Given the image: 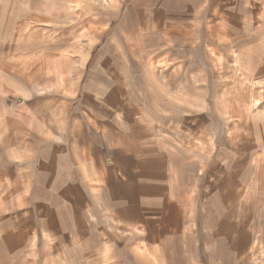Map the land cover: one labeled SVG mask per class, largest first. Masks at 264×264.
Listing matches in <instances>:
<instances>
[{"label": "crops", "instance_id": "0c3cea01", "mask_svg": "<svg viewBox=\"0 0 264 264\" xmlns=\"http://www.w3.org/2000/svg\"><path fill=\"white\" fill-rule=\"evenodd\" d=\"M225 2L0 0V264H245L253 230L264 262L246 181L234 207H210L247 156L244 144L214 140L226 110L212 103V76L200 79L202 105L199 77L185 78L194 111L170 112L167 124L160 87L182 90L146 75L151 51L181 26L171 9L194 10L218 58L264 67V0ZM211 5L218 14L202 21ZM191 37L188 52L201 42Z\"/></svg>", "mask_w": 264, "mask_h": 264}, {"label": "rangeland", "instance_id": "374dc122", "mask_svg": "<svg viewBox=\"0 0 264 264\" xmlns=\"http://www.w3.org/2000/svg\"><path fill=\"white\" fill-rule=\"evenodd\" d=\"M236 2L237 0H226L225 3L227 6L233 7L237 4ZM214 7L211 5L204 12L205 14L201 16L202 21L204 19L206 20L208 15L210 22L216 17L211 14L216 9ZM171 11L175 14H182L183 20L176 22L181 23V26L177 27L175 32L172 31L170 37L167 36L164 45L160 46L161 49L158 48L154 52L151 51L149 64L153 65V69L146 70V75L152 78L156 72V77L160 76L165 78L168 83L172 81L174 83V80L178 81L176 91L179 92V89H181L182 92H179V98L178 93L173 94L174 88L172 89V86L167 85V89L164 88L165 92L162 91L163 86H161L158 101L160 103V112H166L167 124H173V116L169 115L170 112L194 111L189 107V104L195 102L190 101L188 98L190 93L192 96L194 94V85L187 83V79L185 78L199 77L197 90L198 100L196 103L202 105L205 103L204 91L206 89L204 88L206 86L201 83L200 79L201 77L205 79L206 77L210 78L212 76L213 86H210L213 89L214 100L212 103H214L215 107L219 104L218 107L221 110L222 108L226 110V112H219L223 116L220 118L216 117L215 119L212 128L214 136L216 137L214 140L218 141L219 144H224L225 142L235 146L239 144L243 146L244 144L247 156L244 159L238 160V164H236V161L232 163L235 165L229 166L231 174L229 184H225V190H214L217 193L212 196L210 207H213L214 210L230 206L232 208L239 200L242 201L241 193H238L237 188L244 180L246 181V221L249 225L253 223V226L254 223L258 226L262 222L264 226V157H260L261 159L257 157L258 155L253 157V153L256 151H264V67H254L253 61L246 59L244 67L236 69L234 65L235 55H231V58L229 56H226L227 58L225 59L218 58L220 54L217 51L220 46L212 44V40L209 38L208 42L207 39L205 40V22H203V26L195 27L194 25L198 23L189 20L194 10H183L179 12L177 9H171ZM218 12L219 9L217 8L215 14H218ZM186 17L187 19H185ZM228 18L229 16H226L227 22ZM89 30L91 29L86 30L87 34ZM192 34L197 36L198 40L201 39V42H199L196 50L188 52L189 48H191V43L195 42V37H191L193 36ZM93 40L94 38H85V47L91 45ZM78 55V53H71V56ZM156 55L157 57H154ZM221 60H225L224 67H221V64H223ZM180 64L182 67H179ZM228 64L232 67H227L229 66ZM205 65L209 69H205ZM72 71L75 73L76 68L72 67L69 70V73L71 72L70 76L74 77L75 74ZM178 75L179 77H177ZM168 86L170 90H168ZM257 231L259 230L257 229ZM250 236L245 264H256V249L253 246V239L255 237L254 230ZM261 241H264V239H259V242ZM43 247L41 244L38 245L39 249H43ZM221 249L222 246L221 248L216 246V253L220 254ZM259 250L264 254V245ZM257 252L259 251L257 250ZM212 263L216 264L215 261L207 262V264ZM223 264H236V262L231 260Z\"/></svg>", "mask_w": 264, "mask_h": 264}]
</instances>
